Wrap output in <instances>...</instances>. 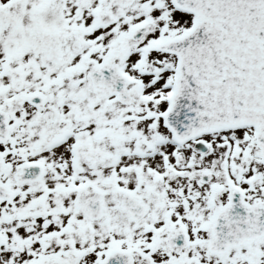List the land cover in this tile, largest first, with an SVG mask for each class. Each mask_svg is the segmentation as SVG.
Returning a JSON list of instances; mask_svg holds the SVG:
<instances>
[{
    "label": "snow or ice",
    "instance_id": "6c2138e0",
    "mask_svg": "<svg viewBox=\"0 0 264 264\" xmlns=\"http://www.w3.org/2000/svg\"><path fill=\"white\" fill-rule=\"evenodd\" d=\"M0 264H264V0H0Z\"/></svg>",
    "mask_w": 264,
    "mask_h": 264
}]
</instances>
